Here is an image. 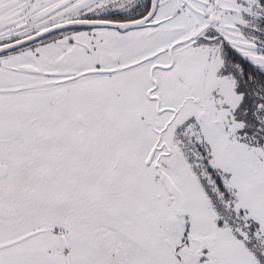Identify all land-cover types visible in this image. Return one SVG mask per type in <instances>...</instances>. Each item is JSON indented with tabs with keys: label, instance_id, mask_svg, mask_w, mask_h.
<instances>
[{
	"label": "snow or ice",
	"instance_id": "1",
	"mask_svg": "<svg viewBox=\"0 0 264 264\" xmlns=\"http://www.w3.org/2000/svg\"><path fill=\"white\" fill-rule=\"evenodd\" d=\"M0 264H264V0H0Z\"/></svg>",
	"mask_w": 264,
	"mask_h": 264
}]
</instances>
